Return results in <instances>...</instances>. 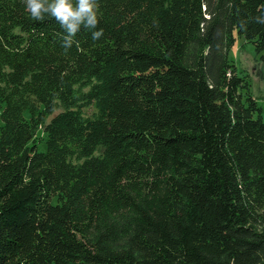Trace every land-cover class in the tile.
<instances>
[{"label": "trees", "instance_id": "16d2710c", "mask_svg": "<svg viewBox=\"0 0 264 264\" xmlns=\"http://www.w3.org/2000/svg\"><path fill=\"white\" fill-rule=\"evenodd\" d=\"M99 4L66 50L0 0V264H264V120L229 57L264 67V0Z\"/></svg>", "mask_w": 264, "mask_h": 264}, {"label": "clouds", "instance_id": "9594fccd", "mask_svg": "<svg viewBox=\"0 0 264 264\" xmlns=\"http://www.w3.org/2000/svg\"><path fill=\"white\" fill-rule=\"evenodd\" d=\"M25 11L31 19L44 21L46 17L54 19L64 30L62 46L67 50L74 43V37L82 29L92 32V39L99 40L103 29L96 30L99 23V0H23Z\"/></svg>", "mask_w": 264, "mask_h": 264}, {"label": "rangeland", "instance_id": "374dc122", "mask_svg": "<svg viewBox=\"0 0 264 264\" xmlns=\"http://www.w3.org/2000/svg\"><path fill=\"white\" fill-rule=\"evenodd\" d=\"M229 57L236 65L240 76H245L251 92L258 102L264 120V67L255 53L254 46L242 36L236 35ZM43 148V146H42Z\"/></svg>", "mask_w": 264, "mask_h": 264}]
</instances>
